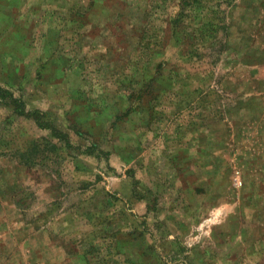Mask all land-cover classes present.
I'll return each mask as SVG.
<instances>
[{
  "label": "rangeland",
  "instance_id": "rangeland-1",
  "mask_svg": "<svg viewBox=\"0 0 264 264\" xmlns=\"http://www.w3.org/2000/svg\"><path fill=\"white\" fill-rule=\"evenodd\" d=\"M0 264H264V0H0Z\"/></svg>",
  "mask_w": 264,
  "mask_h": 264
}]
</instances>
